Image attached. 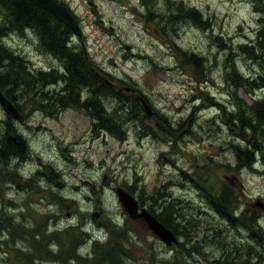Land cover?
Segmentation results:
<instances>
[{"label":"rangeland","instance_id":"374dc122","mask_svg":"<svg viewBox=\"0 0 264 264\" xmlns=\"http://www.w3.org/2000/svg\"><path fill=\"white\" fill-rule=\"evenodd\" d=\"M56 1L82 31L67 47L115 89L95 98L116 129H96L91 89L72 90L65 62L0 3V42L19 62L0 55L1 82L17 79L20 64L47 75L34 92L8 88L22 122L0 106V144L8 135L27 146L24 158L0 160V264H247L256 252L264 264L263 246L207 199L231 186L236 216L255 210L264 233V126L251 110L264 101V0ZM236 76L253 84L236 86ZM37 158L56 169L52 179ZM118 188L167 217L180 244L131 219ZM181 244L195 253L181 255Z\"/></svg>","mask_w":264,"mask_h":264},{"label":"trees","instance_id":"16d2710c","mask_svg":"<svg viewBox=\"0 0 264 264\" xmlns=\"http://www.w3.org/2000/svg\"><path fill=\"white\" fill-rule=\"evenodd\" d=\"M0 3L5 9L8 10L11 24L14 27H17L21 30H24L26 28L34 29L40 37L42 48L46 52L57 57L59 60L65 62L66 70L68 73L66 77H68L72 90L81 86L89 87L91 89L94 98L88 103L91 104L90 108L93 110L92 113H94V116L98 121V124H96L95 126L96 129L100 127L116 129L115 126L111 128L109 127L111 125L110 123L112 122L111 118H108L109 121L106 123V120L102 117L104 116L102 114L104 111L98 107V103L95 98L98 95L101 96L103 94L112 93V88L113 90L115 89L114 87H112L113 85L107 82L108 80L103 77V74L85 59L83 54L80 55L77 53H72L71 50L67 47V42L69 41V38L73 34V32L68 27L64 26L62 23L56 20L50 13L38 8L29 0H0ZM187 13L189 15H192L193 18L198 19V22L200 24H205V22L201 19L200 13L198 11L187 9ZM5 32L6 28L1 27L0 39H2L3 35H5ZM252 47L255 48L257 47V45ZM7 50L8 49L5 47L3 42H0V55L8 54V59L19 64V62H17L15 59L10 58L9 52ZM259 58L263 59L261 56H259ZM196 59L197 57L193 55L192 60L196 61ZM19 70L21 72L20 76L17 75V79H15L14 81L12 76H8V81L6 83L3 81L1 82L0 80V90L13 103L14 101L11 96V91L8 89L9 87H22L24 93L34 92L38 89L42 82H47V75H44L43 73L35 74L31 73L30 71L27 72L24 65L21 64ZM236 77L238 79V83L234 82L236 86L246 87V85L253 84L247 80H242L239 82V77ZM3 78L5 80V76H3ZM261 84L262 87H264L263 82ZM7 89L8 91H6ZM122 92L124 93L122 96L119 95L120 98L124 100L130 98L126 96L129 93V90L123 89L120 91H116V93L118 94ZM69 103H75V101L71 100L70 102H68V104ZM68 104H65V102L62 101L61 107H66L68 106ZM17 108L20 111L19 107ZM251 110L257 119V123L261 126H264V101L254 102ZM26 154L27 146L21 136H19L18 140H16V138L9 137L7 135L5 140L0 144V160L2 161H8L12 157L24 158ZM248 154L249 152L247 151L245 155ZM39 168L42 169L41 167ZM207 199L209 201V204L212 208H214L217 214L225 219L232 228L242 227L247 229L250 233V239L258 242L264 248V233L257 226L258 215L256 211L247 208L240 215L236 216L239 197L231 186H225L219 192L210 194L209 196H207ZM156 218L160 220L161 223L164 224L168 229L172 230L176 237L179 239L180 234L177 230H175L167 217L163 219L157 216ZM180 246L183 248V250L179 253L183 256L185 254L195 253L193 251L194 247L192 248V250H189L185 248V244H181ZM116 255L119 258L122 256V253L119 252ZM261 255L263 254L256 252V255L254 256L255 258H257V261H250V263L247 264H260L258 258H262Z\"/></svg>","mask_w":264,"mask_h":264},{"label":"water","instance_id":"95a60500","mask_svg":"<svg viewBox=\"0 0 264 264\" xmlns=\"http://www.w3.org/2000/svg\"><path fill=\"white\" fill-rule=\"evenodd\" d=\"M38 8L53 15L59 22L71 29L77 36H81V30L76 22L74 15L65 6L57 3L55 0H29ZM142 104L146 110L148 116H152V111L149 105L142 101ZM0 106L5 111V113L13 118L17 122L23 121V116L18 110V108L6 98L3 92L0 90ZM44 169V175L50 178L55 169L51 165H42ZM59 182L56 185L59 186ZM116 195L121 203L122 207L127 211L128 216L137 221L143 220L149 229L152 231L154 236H156L161 242L165 243L167 246L177 245L179 243L178 239L174 233L163 225L152 213L146 209H140L138 200L132 196L129 192L123 188L116 189Z\"/></svg>","mask_w":264,"mask_h":264},{"label":"bare ground","instance_id":"6f19581e","mask_svg":"<svg viewBox=\"0 0 264 264\" xmlns=\"http://www.w3.org/2000/svg\"><path fill=\"white\" fill-rule=\"evenodd\" d=\"M65 26V25H64ZM84 37V36H83ZM257 38V37H256ZM231 69V68H230ZM200 70V69H199ZM227 70H229V68L227 69ZM108 77V76H107ZM203 77H204V75H203ZM111 78V77H110ZM205 78V77H204ZM249 92V91H248ZM251 92V91H250ZM147 100V99H146ZM257 100V99H256ZM223 113V112H222ZM223 115H224V113H223ZM230 118V117H229ZM189 119V118H188ZM94 122V121H93ZM191 122V121H190ZM186 123V122H185ZM248 146V145H247ZM256 146V145H255ZM240 148V147H239ZM244 149V148H243ZM172 163V162H171ZM264 169V168H263ZM255 171V170H254ZM129 191V190H128ZM220 207V206H219ZM212 208V207H211ZM169 216V215H168ZM172 216V215H171ZM174 221V220H173Z\"/></svg>","mask_w":264,"mask_h":264}]
</instances>
